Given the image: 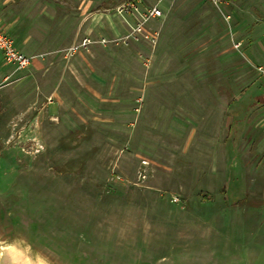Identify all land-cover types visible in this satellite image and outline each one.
I'll list each match as a JSON object with an SVG mask.
<instances>
[{
	"label": "rangeland",
	"instance_id": "rangeland-1",
	"mask_svg": "<svg viewBox=\"0 0 264 264\" xmlns=\"http://www.w3.org/2000/svg\"><path fill=\"white\" fill-rule=\"evenodd\" d=\"M11 3L67 105L0 83L2 264H264V0Z\"/></svg>",
	"mask_w": 264,
	"mask_h": 264
},
{
	"label": "crops",
	"instance_id": "crops-1",
	"mask_svg": "<svg viewBox=\"0 0 264 264\" xmlns=\"http://www.w3.org/2000/svg\"><path fill=\"white\" fill-rule=\"evenodd\" d=\"M12 1H14V0H0V27L5 29L4 31L13 39L15 46L20 51H22V50L19 47H22L24 50H27V51L34 50V48L38 50L39 49V46H38L39 40L36 39L35 36L31 32L25 33V31L23 29H20L19 25H17V22L15 21V15H16L17 11H19V10L14 8V5L11 3ZM12 10H13V13L10 14V11H12ZM47 24L50 25V27L57 26V22H55V20H51ZM78 25L79 24H74L73 27H76ZM59 26H61V24ZM79 26H80V28H82L81 23ZM53 34H56V33H53ZM84 39H87V38L84 37L82 39V41ZM73 47H75V46H73ZM22 52H24V51H22ZM38 52L40 54L41 50H38ZM51 52H53V51H51ZM74 53L75 52H73V54ZM25 54H27V53H25ZM0 59L4 60L1 53H0ZM78 59L82 60V57L81 56L76 57V60H78ZM46 60H47V62H46ZM61 63L62 62L58 58V56L54 55V54H51L50 56H47L46 58H43V59L37 58L34 62H32V65L34 64L33 77L35 79H37V81H39V83H37V89L39 90L37 100H38V102H40V101L45 102L44 105H49L50 104L49 102L52 103L53 101H50V100H52L53 98H54V102L51 104L52 107L53 106L54 107L59 106V105L60 106L61 105H63V106L67 105L65 102V99L63 97V94L61 95V91L65 90L64 89L65 86H62V85L60 86L57 83V78L55 76L57 73L53 72L56 69H59L60 71H61V69H63V68H60L59 66H57V65H61ZM47 65H49L48 68L46 67ZM9 67L14 68V69L16 68L15 66L8 65V64H6L4 66L0 65V83L5 82L6 79L9 76H11L12 72L8 70ZM45 67L47 69H45ZM75 71H77V69L75 67L68 68V72H75ZM81 74H82V71H81ZM17 77L19 78V76H17ZM63 81H65V80H63ZM14 87H15V91H19V83L17 85H15ZM55 101L56 102L58 101L59 104H58V102L56 103ZM221 117L222 118H220L218 120L217 124H215L216 120L213 122L214 125L210 126V130L212 129L213 131H215V133L217 134V137L218 136H219V138L224 137V141L226 142V140L228 138V134H230V131H231L230 129H231V123H232L231 119L232 118H230L229 115H227L225 111L223 112V115ZM219 151H221V150L219 148H217V153H219ZM223 153L226 154V152H223Z\"/></svg>",
	"mask_w": 264,
	"mask_h": 264
},
{
	"label": "built area",
	"instance_id": "built-area-1",
	"mask_svg": "<svg viewBox=\"0 0 264 264\" xmlns=\"http://www.w3.org/2000/svg\"><path fill=\"white\" fill-rule=\"evenodd\" d=\"M134 7V5H130ZM163 15V11L158 7L148 8L146 14L144 15V21H149L151 19L160 18ZM89 39H84L82 44L75 46L70 49V52L78 51L81 47H86L90 44ZM0 53L3 56L4 62L8 65H13L17 70L28 69L33 62V57L20 51L13 41V39L2 29H0ZM257 72L264 77V67L258 66Z\"/></svg>",
	"mask_w": 264,
	"mask_h": 264
},
{
	"label": "water",
	"instance_id": "water-1",
	"mask_svg": "<svg viewBox=\"0 0 264 264\" xmlns=\"http://www.w3.org/2000/svg\"><path fill=\"white\" fill-rule=\"evenodd\" d=\"M0 264H2L1 260H0Z\"/></svg>",
	"mask_w": 264,
	"mask_h": 264
}]
</instances>
